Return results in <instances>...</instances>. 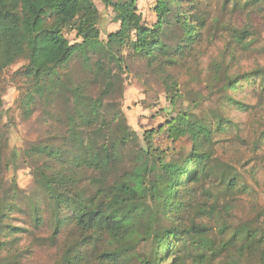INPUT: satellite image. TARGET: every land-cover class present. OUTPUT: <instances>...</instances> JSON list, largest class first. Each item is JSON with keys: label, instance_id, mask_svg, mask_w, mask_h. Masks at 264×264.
I'll return each instance as SVG.
<instances>
[{"label": "rangeland", "instance_id": "obj_1", "mask_svg": "<svg viewBox=\"0 0 264 264\" xmlns=\"http://www.w3.org/2000/svg\"><path fill=\"white\" fill-rule=\"evenodd\" d=\"M94 1L101 11V38L107 39V34L120 24L102 0ZM155 2H138L144 19L151 24L157 18ZM198 3L199 12L206 15L207 28L202 40L183 54L169 61L163 57L148 61L131 47L124 49L122 70L112 65L120 83L109 98H103L102 114L109 121L104 124L103 140H98L103 159L95 169L73 166L72 174L58 180L61 189L82 192L78 196L84 200L96 194L102 199L103 187L118 175L147 186L150 182L159 184L168 164L184 168L178 177L181 185L174 186V196L160 209L158 230L167 242L159 245L157 264H195L198 254L206 251L203 237L215 238L219 243L221 239L230 240L240 224L264 225V6L253 10L246 8L245 2L235 5V0ZM239 34L245 37L239 38ZM69 37L75 39V33H69ZM25 63L17 62L3 76L0 127L9 125L6 153L11 155L16 150L19 159L14 167L6 169L4 165L0 169V185L9 192L2 199L10 205L4 214L10 244L0 250V264H59L69 232L68 225L59 218L65 214L72 217L73 211L65 210L60 216L44 197L34 170L47 158L30 151L40 144L73 149L76 140L68 136L66 114L73 111L77 97L67 91L54 95L51 102L48 95H36L32 112L26 113L19 104L27 91L25 80L14 75ZM68 76L75 87L81 80L86 81V96L101 95L103 83L97 82L95 74L83 64L74 62L60 73L63 79ZM228 79H237L235 89L227 87ZM183 113L191 116L190 122L206 123L212 130V141L207 146L212 153V169L210 176L198 184L191 180L200 168L194 154L206 150L204 140H194L191 135L176 138L170 131ZM95 129L86 127L82 138L87 142ZM55 164L54 160L46 166ZM57 166L64 170L62 163ZM232 178L236 179L234 183ZM180 202L185 206L177 215ZM139 222H131L136 240L149 230L142 229ZM224 225L232 226L222 233ZM102 229L95 241L100 247L105 243L106 225L102 224ZM242 242L234 237L226 247L227 253ZM259 260L260 254H255L246 264H259Z\"/></svg>", "mask_w": 264, "mask_h": 264}, {"label": "trees", "instance_id": "obj_2", "mask_svg": "<svg viewBox=\"0 0 264 264\" xmlns=\"http://www.w3.org/2000/svg\"><path fill=\"white\" fill-rule=\"evenodd\" d=\"M198 1L156 0L153 11L157 18L150 24L139 9V0H102L112 10L114 20L120 24L118 29L107 34V39H102L101 11L94 0H0V113L4 108L3 76L19 61L26 63L14 75L25 80L27 91L21 95L19 104L26 113L32 112L36 95H48L52 97L51 102L54 95L67 91L75 93L77 97L73 111L66 114L68 136L76 140L73 149L69 150L64 145L40 144L30 151L47 158L46 163L34 170L36 182L38 185L41 182L44 197L60 216L67 210L73 211L72 217L65 214L59 218L69 227L67 247L62 250L59 264L158 263L159 245L163 241L167 242L158 230L160 209L174 196V186L181 185L178 177L184 168L168 164L164 167V176L159 184L150 182L147 186H144V182L137 185L125 175H118L113 183L108 182V186L103 187L102 199L96 194L84 200L78 196L82 192L61 189L58 180L72 174L73 166L95 169L103 159L104 153L99 148L98 140H103L104 124L109 123L102 114L103 98H109L120 83L119 75L113 71L112 65L116 64L122 70L124 49L131 47L133 52L148 58V61L160 57L169 61L183 54L202 40V32L207 28L206 15L199 12ZM239 2H245V7L253 10L264 6V0H235V5ZM71 32L75 33V39H70ZM244 37L240 35L239 38ZM74 62L83 64L86 70L95 74L97 82L103 83L98 98L86 96L84 91L88 86L85 80L78 82V87H75L72 77H60V73ZM235 80H227L229 89H235ZM190 119L187 113L180 114L175 124L170 126L171 134L176 138L191 135L194 140L203 139L207 150L212 141V130L206 123H193ZM88 126H95L96 129L86 142L81 135ZM8 133V124L0 127V169L4 165L6 169L14 167L19 159L16 150L11 155L6 153L9 148ZM206 150L194 154L195 161L200 163V168L191 178L195 184L210 176L212 153ZM54 160L57 163L54 167L46 166ZM61 163L64 170L57 166ZM232 181L236 179L231 180L234 183ZM54 186L56 189L53 190ZM8 193L3 184L0 185V250L10 244L6 240L9 234L4 220L10 205L2 199ZM184 206L180 202L175 213L178 215ZM147 217L149 219H145ZM136 219L140 220L142 229H149L140 240L133 238L131 231V222ZM102 224L106 225L103 235L105 243L100 247L95 241L103 230ZM231 226L224 225L221 232L224 233ZM234 237L243 239V242L227 253L226 247L230 241L233 242ZM203 239L206 251L198 254L195 264H209V261L246 264L255 254H260L259 264H264L262 223L240 224L234 228L227 241L221 239L218 243L215 238ZM167 249L173 253L172 248L168 246Z\"/></svg>", "mask_w": 264, "mask_h": 264}, {"label": "crops", "instance_id": "obj_3", "mask_svg": "<svg viewBox=\"0 0 264 264\" xmlns=\"http://www.w3.org/2000/svg\"><path fill=\"white\" fill-rule=\"evenodd\" d=\"M151 24V23H150Z\"/></svg>", "mask_w": 264, "mask_h": 264}]
</instances>
